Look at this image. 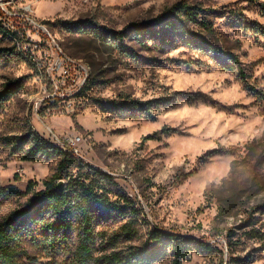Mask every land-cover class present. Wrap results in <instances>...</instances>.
Returning <instances> with one entry per match:
<instances>
[{
  "label": "rangeland",
  "instance_id": "obj_1",
  "mask_svg": "<svg viewBox=\"0 0 264 264\" xmlns=\"http://www.w3.org/2000/svg\"><path fill=\"white\" fill-rule=\"evenodd\" d=\"M3 1L0 91L10 82L20 89L0 105V222L28 207L29 184L43 190L61 159L24 161L28 144L18 141L31 134L54 144L55 135L61 148L81 136L66 149L110 176L117 194L95 208L96 259L142 246L158 229L194 240L184 264H264V33L255 32L264 29V0ZM180 2L204 10L210 27L192 32L240 66L198 52L180 32L168 43L141 39L135 24ZM31 19L46 23L52 42L37 43ZM59 48L87 64L84 97L52 72ZM30 58L49 59L40 79ZM124 100L169 103L142 115L118 112ZM163 129L160 141L142 144ZM9 187L22 195L2 192ZM60 240L55 248L26 240L20 263L75 264L77 224Z\"/></svg>",
  "mask_w": 264,
  "mask_h": 264
},
{
  "label": "trees",
  "instance_id": "obj_2",
  "mask_svg": "<svg viewBox=\"0 0 264 264\" xmlns=\"http://www.w3.org/2000/svg\"><path fill=\"white\" fill-rule=\"evenodd\" d=\"M203 14V9L180 2L165 9L156 19L135 24V27L138 34L142 36L141 39L156 38L167 43L171 41L170 37L174 33L180 32L198 52L212 54L218 61L225 56L222 49L191 30L192 26L210 27L209 21ZM263 30L258 28L255 32L261 34L264 33ZM119 38L122 40V33L115 36V39L120 40ZM225 57L231 65L240 66L238 58L234 55L227 54ZM240 74L244 75V72L240 70ZM19 89L17 82L6 83L0 91V105ZM167 103L169 100H166L163 106L160 100L150 102L124 100L117 105L116 109L120 113L137 110L143 115L159 110L167 106ZM151 115L150 113L148 117ZM165 133L167 132L163 129L146 135L141 142L143 144L148 141H160ZM18 142V148L28 144L22 156L24 161L37 162L53 155H58L61 159L57 171L44 182L43 190L36 191L34 184H29L26 191V194L31 195L28 207L10 213L0 222V264H21L19 259L22 244L26 240L51 248L65 246V242L60 238H67V234L75 229L76 224L80 241L74 252L73 263L75 264H93L94 262L151 264L164 255H170L171 264H184L190 259L193 243H195L193 239L158 229L148 233L146 243L142 246L130 247L124 254L115 253L103 256L100 260L96 259L94 256L95 208L109 204L111 196L117 195L108 187L111 185V177L79 161L74 154L63 150L58 145L45 142L38 135H26ZM64 178L68 179V183L59 187V183ZM2 192L8 193L6 195H22L13 187L2 189Z\"/></svg>",
  "mask_w": 264,
  "mask_h": 264
},
{
  "label": "built area",
  "instance_id": "obj_3",
  "mask_svg": "<svg viewBox=\"0 0 264 264\" xmlns=\"http://www.w3.org/2000/svg\"><path fill=\"white\" fill-rule=\"evenodd\" d=\"M40 1V0H36ZM6 5L3 0H0V8L5 7ZM25 11L32 12V8H25ZM29 23L32 25L29 27L35 29L36 33L40 40H38L39 45H45L52 42L53 38L51 36V33L49 31V28L47 27L46 23L38 22L35 20H29ZM30 62L33 63L36 71H37V77L40 79L44 72L49 68L48 61L49 59H40L37 60L35 58H30ZM52 72H58L61 73V75L65 76L66 78H71L73 83V89L74 94L73 96H83L85 89L88 85L89 81V68L87 64L84 62L71 58L63 53V51L59 48L57 51L56 59L54 60L52 64ZM104 104H107V101H104ZM81 105V104H80ZM53 140L57 143H54L55 145L60 144V140L53 135ZM82 140L81 136H69L66 138V141L64 142V145H60L61 148L65 151H68L66 147L72 148L76 145H78ZM72 153V152H71ZM76 153V152H74ZM72 153V154H74ZM75 155V154H74Z\"/></svg>",
  "mask_w": 264,
  "mask_h": 264
},
{
  "label": "water",
  "instance_id": "obj_4",
  "mask_svg": "<svg viewBox=\"0 0 264 264\" xmlns=\"http://www.w3.org/2000/svg\"><path fill=\"white\" fill-rule=\"evenodd\" d=\"M62 184H63V182H60V183H59V187L62 186Z\"/></svg>",
  "mask_w": 264,
  "mask_h": 264
}]
</instances>
